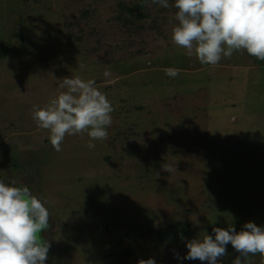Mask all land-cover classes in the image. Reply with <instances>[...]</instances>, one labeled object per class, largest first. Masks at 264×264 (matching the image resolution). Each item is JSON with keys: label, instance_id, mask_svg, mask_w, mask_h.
<instances>
[{"label": "rangeland", "instance_id": "rangeland-1", "mask_svg": "<svg viewBox=\"0 0 264 264\" xmlns=\"http://www.w3.org/2000/svg\"><path fill=\"white\" fill-rule=\"evenodd\" d=\"M168 2L0 0V179L48 208L45 264H208L184 258L188 241L264 227V60L242 50L201 64L173 42ZM76 77L107 95L112 124L94 149L85 132L57 152L33 106ZM179 220L188 235L174 240Z\"/></svg>", "mask_w": 264, "mask_h": 264}, {"label": "clouds", "instance_id": "clouds-1", "mask_svg": "<svg viewBox=\"0 0 264 264\" xmlns=\"http://www.w3.org/2000/svg\"><path fill=\"white\" fill-rule=\"evenodd\" d=\"M163 8L168 0H152ZM178 24L172 30L173 42L193 54L201 64L216 65L234 52L246 50L258 60H264V0H175ZM104 75H110L105 70ZM166 75L175 78L176 68H168ZM66 89L50 100L45 107L33 106L32 118L37 126L50 132L52 147L61 151L66 135L87 132V147L93 141L107 140V128L112 124L113 105L94 79L64 78ZM15 179L6 183L0 179V264H45L50 242L41 236L49 228L50 212L45 203L27 186H16ZM186 243L185 259L220 264L231 244L238 255L232 264H248L249 255L264 257V227L246 222L237 232L213 228ZM179 258V257H178ZM138 264H157L154 258L140 259Z\"/></svg>", "mask_w": 264, "mask_h": 264}, {"label": "trees", "instance_id": "trees-1", "mask_svg": "<svg viewBox=\"0 0 264 264\" xmlns=\"http://www.w3.org/2000/svg\"><path fill=\"white\" fill-rule=\"evenodd\" d=\"M130 10V9H129ZM253 60L257 63H259V60L257 58H255L253 56ZM169 228H172L174 230V240H179L181 239L182 237L188 235V224L185 222V221H182V220H179V221H175V222H172L171 225L169 226ZM163 231H165L166 229L164 228H161ZM131 253L130 250H126L123 252V254L125 256L129 255Z\"/></svg>", "mask_w": 264, "mask_h": 264}]
</instances>
